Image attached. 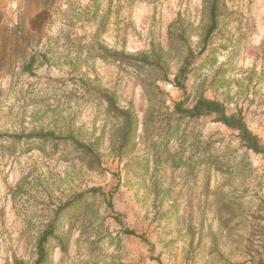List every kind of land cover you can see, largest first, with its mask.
<instances>
[{"label":"rangeland","instance_id":"1","mask_svg":"<svg viewBox=\"0 0 264 264\" xmlns=\"http://www.w3.org/2000/svg\"><path fill=\"white\" fill-rule=\"evenodd\" d=\"M213 3L0 0V264H264V154L181 111L264 149V0Z\"/></svg>","mask_w":264,"mask_h":264},{"label":"trees","instance_id":"2","mask_svg":"<svg viewBox=\"0 0 264 264\" xmlns=\"http://www.w3.org/2000/svg\"><path fill=\"white\" fill-rule=\"evenodd\" d=\"M218 1L219 0H214L213 6H212L211 26L208 31V35L215 29V26H216V19H217L216 11H217ZM181 111L184 113H188L189 116L191 117H201V116L210 115V114L220 115L221 117L220 121L227 127L238 130L240 132L241 138L243 139V141H245V143L251 150H253L256 153L264 154V149L261 148L258 138L250 132V130L248 129L243 119L237 118L235 116H227L225 113V109L221 104L217 102L199 100L192 109L181 110ZM53 226L54 224L52 223L50 225V229L45 232L44 237L41 240V244L39 247L40 258L38 260V264L46 261L47 253H46L44 244L47 241V237L53 234V230H52ZM127 233L134 235V232L132 231H129Z\"/></svg>","mask_w":264,"mask_h":264}]
</instances>
